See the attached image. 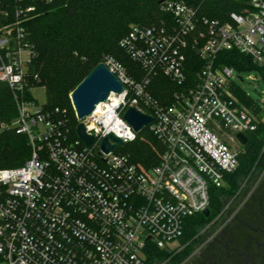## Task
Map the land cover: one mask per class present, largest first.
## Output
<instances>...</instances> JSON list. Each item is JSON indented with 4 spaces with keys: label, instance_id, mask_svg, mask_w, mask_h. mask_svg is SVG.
I'll list each match as a JSON object with an SVG mask.
<instances>
[{
    "label": "built area",
    "instance_id": "2783aa9c",
    "mask_svg": "<svg viewBox=\"0 0 264 264\" xmlns=\"http://www.w3.org/2000/svg\"><path fill=\"white\" fill-rule=\"evenodd\" d=\"M218 1L236 6L225 20L203 14L201 5L164 0L161 21L130 26L119 44L141 75L104 57L123 90L82 119L74 111L95 137L91 145L76 128L73 134L67 109L34 99L39 76L30 66L37 53L24 19L0 27V82L11 88L18 108L12 127L31 147L24 164L0 169V264H146L149 241L169 251L184 247L172 244L183 235L186 218L209 208L210 187L225 185L239 167L242 150L230 141L240 142L237 133L264 123V110L255 112L235 95L242 79L236 70L217 62L218 53L236 50L264 67V0ZM32 10L20 8L17 16ZM191 53L203 60L193 80L186 73ZM159 74L178 86L171 102L150 92ZM132 106L154 117L147 127L162 151L150 167L123 150L138 135L124 118ZM221 124L230 141L216 132ZM109 133L125 144L104 152L101 142Z\"/></svg>",
    "mask_w": 264,
    "mask_h": 264
},
{
    "label": "trees",
    "instance_id": "16d2710c",
    "mask_svg": "<svg viewBox=\"0 0 264 264\" xmlns=\"http://www.w3.org/2000/svg\"><path fill=\"white\" fill-rule=\"evenodd\" d=\"M160 0H0V27L24 19L27 40L36 50L30 71L39 76V85L46 90L47 108L67 109L72 120V132L78 124L70 102V93L87 73L106 56L121 61L128 72L139 77L140 67L120 46L121 38L132 24L158 23L167 16L162 11ZM201 5V12L212 18L226 19V13L236 9L233 3L218 0H183ZM33 6L34 10L17 16V10ZM217 62L233 67L237 71H256L264 79V67L258 66L249 55L236 50L222 51ZM188 79H194L203 60L191 53L187 60ZM152 95L162 103L171 102V94L178 86L162 74L154 76L149 87ZM233 91L239 100L255 112L260 111L255 102L239 84ZM25 94L30 96L26 88ZM18 116V108L11 88L0 82V169L18 167L31 155L26 134L17 133L12 127ZM221 124L216 132H224ZM248 141L239 154L238 169L226 176L221 187H210V215L203 212L186 218L184 233L179 242L181 250H167L148 242L146 264H181L193 251L200 230L217 217L226 199L236 195L240 181L247 177L259 160L264 147V123L256 131L247 133ZM124 151L142 166L157 163L162 145L148 127L138 133L136 139L127 143Z\"/></svg>",
    "mask_w": 264,
    "mask_h": 264
},
{
    "label": "flooded vegetation",
    "instance_id": "af4514ba",
    "mask_svg": "<svg viewBox=\"0 0 264 264\" xmlns=\"http://www.w3.org/2000/svg\"><path fill=\"white\" fill-rule=\"evenodd\" d=\"M235 144L244 150L247 142ZM192 247L181 264H264V147L252 172L240 181L231 204Z\"/></svg>",
    "mask_w": 264,
    "mask_h": 264
},
{
    "label": "water",
    "instance_id": "95a60500",
    "mask_svg": "<svg viewBox=\"0 0 264 264\" xmlns=\"http://www.w3.org/2000/svg\"><path fill=\"white\" fill-rule=\"evenodd\" d=\"M164 0H160L162 4ZM123 90V83L117 75L108 67L104 61L96 64L85 77L77 84L70 93V101L78 119L90 115L101 102L108 99L110 94L120 93ZM125 120L130 124L136 133H140L154 119L148 112H141L136 107H129L124 113ZM76 132L87 145H91L94 136L85 131L83 123H78ZM239 141L243 144L247 142V137L243 133H237ZM125 140L109 133L101 142V149L104 152L114 151L117 147L123 146ZM206 216L210 215V209L203 212Z\"/></svg>",
    "mask_w": 264,
    "mask_h": 264
},
{
    "label": "rangeland",
    "instance_id": "374dc122",
    "mask_svg": "<svg viewBox=\"0 0 264 264\" xmlns=\"http://www.w3.org/2000/svg\"><path fill=\"white\" fill-rule=\"evenodd\" d=\"M235 72L240 78H242V79H239L238 84L255 102L259 104L260 109L263 111L264 110V79L256 71H237L236 70ZM250 76L255 77L257 80L250 79ZM31 92H32L34 99L39 104L46 103L47 96H46L45 87L43 85H36L34 88H32ZM220 136L221 138L230 141V139L227 136L223 134H221ZM230 143L233 147L238 148L234 142L230 141ZM231 202H232V197L226 199L223 209L224 208L226 209L231 204ZM206 226H208V224L205 225V227ZM178 243L180 244V242H175L172 244V246H177ZM160 264H165V263L163 262Z\"/></svg>",
    "mask_w": 264,
    "mask_h": 264
},
{
    "label": "clouds",
    "instance_id": "9594fccd",
    "mask_svg": "<svg viewBox=\"0 0 264 264\" xmlns=\"http://www.w3.org/2000/svg\"><path fill=\"white\" fill-rule=\"evenodd\" d=\"M133 137L129 136V139H132Z\"/></svg>",
    "mask_w": 264,
    "mask_h": 264
}]
</instances>
